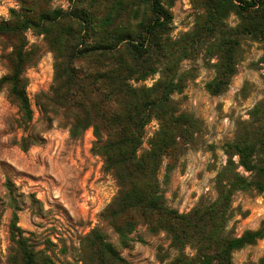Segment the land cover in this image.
<instances>
[{
    "label": "trees",
    "instance_id": "trees-1",
    "mask_svg": "<svg viewBox=\"0 0 264 264\" xmlns=\"http://www.w3.org/2000/svg\"><path fill=\"white\" fill-rule=\"evenodd\" d=\"M49 1L21 0L20 9H11L9 19L0 22V42L12 47L0 92H7L23 122L33 120L25 72L41 55L38 45L27 48L26 31L44 34L55 75L38 106L53 113L49 121L63 117L73 138L93 128L92 151L118 186L102 217L119 242L130 246L129 235L145 226L152 234L166 233L177 251L169 261L168 253L160 255V264H235V251L264 238V219L240 236L228 230L238 192L264 197V98L224 143L228 159L215 176L213 197L202 196L191 211L179 213L167 201L160 171L166 159L170 171L185 151L200 146L205 129L204 120L183 109L176 95L199 78L202 67L213 71L205 81L208 93L228 89L244 43L264 47V0H190L193 25L179 35L174 34L177 0H75L67 10L51 8ZM258 63L264 68V54ZM156 74L152 85L145 83ZM153 121L158 128L149 136ZM18 222L14 211L8 264H59L50 243L38 248ZM78 257L60 264H133L101 228L83 238Z\"/></svg>",
    "mask_w": 264,
    "mask_h": 264
},
{
    "label": "rangeland",
    "instance_id": "rangeland-1",
    "mask_svg": "<svg viewBox=\"0 0 264 264\" xmlns=\"http://www.w3.org/2000/svg\"><path fill=\"white\" fill-rule=\"evenodd\" d=\"M74 2L50 0L49 5L67 10ZM20 6L21 0H0V22L9 19L11 9ZM173 11L175 35L192 27L190 0H177ZM26 38L27 48L36 44L41 55L25 72L33 120L23 122L19 108L10 102L7 92H0V264H8L14 211L24 235L38 248L50 243V252L59 264L79 259L81 242L94 228H101L121 255L133 264H160L159 256L165 253L169 261L177 251L170 248L171 240L166 233L152 234L145 226H139L129 235L132 240L127 247L104 221L102 213L117 194V182L105 171L103 158L92 151L96 139L93 128L73 138L69 127L63 125V117L49 121L53 113H43L38 106L39 96L50 92L53 84L55 58L44 34L29 29ZM11 50L12 47L0 42V79L8 72L7 53ZM263 54L262 44L245 42L238 73L221 95L206 91L205 81L213 71L205 67L183 94L176 95L182 100L183 109L205 122L200 146L185 151L170 171L166 159L160 171L167 201L179 213L191 211L202 196L215 195V176L228 159L222 149L224 143L234 137L238 120H249L250 111L264 98V68H259L258 63ZM184 65L189 66L190 61ZM158 77L156 74L145 83L152 85ZM157 128V121L151 122L147 126L149 136ZM233 207L235 215L228 230L238 236L247 229L258 228L264 219V197L257 193L238 192ZM187 251L194 253L191 247ZM233 261L264 264V238L235 251Z\"/></svg>",
    "mask_w": 264,
    "mask_h": 264
}]
</instances>
